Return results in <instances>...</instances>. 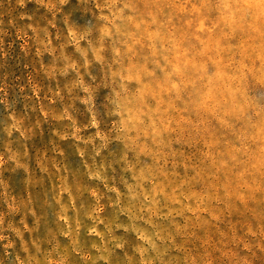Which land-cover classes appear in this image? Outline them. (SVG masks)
<instances>
[{
    "label": "rangeland",
    "instance_id": "obj_1",
    "mask_svg": "<svg viewBox=\"0 0 264 264\" xmlns=\"http://www.w3.org/2000/svg\"><path fill=\"white\" fill-rule=\"evenodd\" d=\"M0 264H264V0H0Z\"/></svg>",
    "mask_w": 264,
    "mask_h": 264
}]
</instances>
